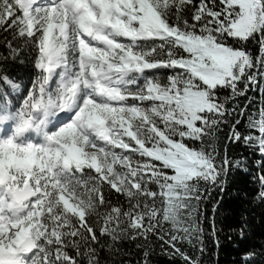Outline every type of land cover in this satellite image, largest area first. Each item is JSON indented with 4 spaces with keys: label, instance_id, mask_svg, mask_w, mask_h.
I'll use <instances>...</instances> for the list:
<instances>
[{
    "label": "snow or ice",
    "instance_id": "snow-or-ice-1",
    "mask_svg": "<svg viewBox=\"0 0 264 264\" xmlns=\"http://www.w3.org/2000/svg\"><path fill=\"white\" fill-rule=\"evenodd\" d=\"M0 33V264H105L101 237L150 236L201 264L177 245L234 166L216 139L264 81V0H0ZM240 123L264 160V106Z\"/></svg>",
    "mask_w": 264,
    "mask_h": 264
},
{
    "label": "trees",
    "instance_id": "trees-1",
    "mask_svg": "<svg viewBox=\"0 0 264 264\" xmlns=\"http://www.w3.org/2000/svg\"><path fill=\"white\" fill-rule=\"evenodd\" d=\"M2 36L3 33H0V37ZM250 47L255 48V45ZM13 71L18 77L17 82L28 86L37 74L31 62L17 64ZM223 95L228 93L224 92ZM261 106H264V81L258 86L250 87L245 96L237 97L227 104L229 109L236 107L237 112L239 109H246L244 117L235 113L228 117L217 134L216 144L220 158L226 154L234 166L226 177H221L222 184L202 185V199L198 205L195 200L192 204L198 208L193 215L199 218L203 232L193 238L192 244L184 242L177 245L189 255L199 256L201 264H245L244 258L249 253L255 254L249 264H264V201L257 198L261 190L258 177L264 174L261 171L264 160L257 150L245 146L243 141H229L231 125L240 119L238 130L247 134V116ZM236 161L240 162L239 166H235ZM112 199L115 202L123 198L114 195ZM169 228L170 225H165V231ZM97 235L99 236V232ZM100 239L104 245L100 255L105 264H144L145 251L149 253V264H183L179 256L170 255L173 249L156 236H150L148 240L122 237L114 243L107 237ZM201 240L204 245L203 253L199 251Z\"/></svg>",
    "mask_w": 264,
    "mask_h": 264
}]
</instances>
